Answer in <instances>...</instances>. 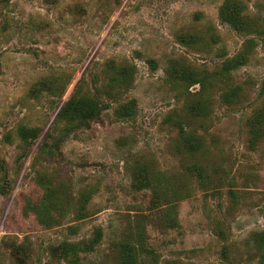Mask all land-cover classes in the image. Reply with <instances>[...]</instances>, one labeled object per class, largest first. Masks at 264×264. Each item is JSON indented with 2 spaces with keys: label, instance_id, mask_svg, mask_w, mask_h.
<instances>
[{
  "label": "rangeland",
  "instance_id": "1",
  "mask_svg": "<svg viewBox=\"0 0 264 264\" xmlns=\"http://www.w3.org/2000/svg\"><path fill=\"white\" fill-rule=\"evenodd\" d=\"M239 1L250 34L221 23L225 0H0V264H117V244L138 225L157 259L141 264L259 263L264 138L252 143L248 121L264 106V0ZM209 29L219 38L210 49L183 42ZM241 52L231 104L222 84L175 86L165 73L172 60L214 73ZM121 67L128 83L112 84ZM79 91L100 112L69 134L57 117ZM187 100L208 115H189ZM178 121L203 138L198 154L184 151ZM23 127L39 136L24 143ZM193 162L208 187L186 173ZM143 169L190 197L158 199Z\"/></svg>",
  "mask_w": 264,
  "mask_h": 264
},
{
  "label": "trees",
  "instance_id": "2",
  "mask_svg": "<svg viewBox=\"0 0 264 264\" xmlns=\"http://www.w3.org/2000/svg\"><path fill=\"white\" fill-rule=\"evenodd\" d=\"M249 17L245 13V9L239 0H225L219 9V20L221 23L228 25L233 30L240 34H250L254 31V25L251 24ZM186 46H191L194 50L202 52L210 49L211 46L217 45L219 42L218 36L209 29L203 33L190 34L182 37ZM248 52H241L234 57L226 58L215 72L198 73L185 65H182L176 60L169 62V67L165 71L170 82L175 86H186L187 88L194 85L202 87L216 86L217 84L224 85L228 90H224L222 97L228 104L233 103L239 96V88L230 87V80L233 72L247 63ZM116 66V65H115ZM112 67L113 70L117 68ZM117 76L113 77L112 84L120 83L127 84L129 79V72L127 69L121 67L115 73ZM186 111L192 117H206L209 113L206 103H194L193 101L186 102ZM100 112V102L96 98H88L83 96L81 92H75L71 99L63 106L58 114V121H65L67 129L66 133L87 126L90 121L95 119ZM176 125L179 128V137L182 147L186 153L193 156L198 154L203 148V138L196 135L192 131H188L183 122L178 121ZM249 134L253 139V144L264 138V106L254 111L253 116L248 121ZM19 136L24 143L35 139L39 136V131L36 129L21 128L19 129ZM4 169L0 166V171ZM144 174V187L150 189L154 196L162 201H173L175 199L188 198L191 195L190 188H179V190L169 191L163 186V182L159 177H152L148 170L141 171ZM186 173L191 179H194L201 187H208L211 182V175L207 168L200 162H193L186 167ZM235 195L234 192H231ZM171 203V202H170ZM168 227L174 228L175 222L169 217L166 220ZM223 236V231H219ZM102 237L101 232L95 236V239L88 243L87 248L93 250ZM255 249L259 255V263L264 264V233L254 234ZM118 263L117 264H141L145 256H152L154 262L157 261L155 253L148 247L146 232L138 225L135 231H131L124 236L122 241L118 244ZM76 248L75 244L69 243V252ZM74 253V252H73ZM80 260V258H79ZM70 262V261H69ZM68 262V263H69ZM71 264V262H70ZM167 264H177L169 262Z\"/></svg>",
  "mask_w": 264,
  "mask_h": 264
}]
</instances>
